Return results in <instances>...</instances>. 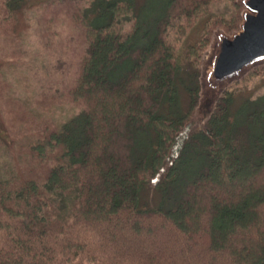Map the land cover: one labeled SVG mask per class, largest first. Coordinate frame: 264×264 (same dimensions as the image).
<instances>
[{
  "label": "trees",
  "instance_id": "obj_1",
  "mask_svg": "<svg viewBox=\"0 0 264 264\" xmlns=\"http://www.w3.org/2000/svg\"><path fill=\"white\" fill-rule=\"evenodd\" d=\"M79 1L61 101L0 110V264H264V93L226 89L194 122L204 52L243 6L228 19L211 0ZM47 2L0 0V38L19 49ZM194 19L196 36L170 37ZM18 56L0 57V77ZM240 176L252 183L226 187ZM158 229L172 238L141 243Z\"/></svg>",
  "mask_w": 264,
  "mask_h": 264
},
{
  "label": "rangeland",
  "instance_id": "obj_2",
  "mask_svg": "<svg viewBox=\"0 0 264 264\" xmlns=\"http://www.w3.org/2000/svg\"><path fill=\"white\" fill-rule=\"evenodd\" d=\"M48 1L49 2L44 3L28 17L30 27L27 28L26 42H24L19 49L12 45L11 41L5 42L4 38H0V57L5 55V52H9L10 55H12L13 52H17L19 55L16 63L18 71L10 74L9 79L0 77L2 84L0 88V110L5 112V115H8V113L4 110L6 109L4 104L8 103V101L14 103V106L9 108L12 111L15 108L19 109V105H22V103L24 108H22L21 111H27L25 109L28 107V103L31 106H37L38 101L42 102L40 105L48 104L49 102L45 103V101H52L54 97L61 101L62 96L56 93H59L62 89L60 91L57 89H59L60 83L64 79L68 80V78H70L74 69L73 61H77L78 58L80 27L77 25H70L67 23L66 18H68V14L72 9L81 7L84 2L82 3L79 0ZM237 3H239L237 0H211L208 5V12L206 13H209L211 18L213 16H223L229 19ZM197 21V19H194L189 23L184 22L182 26L184 29L183 32L177 31V29H179V22H177V26L170 29V37L173 38L175 32H179L182 36L186 37V40L192 39L196 36L195 31L197 27H194V25L197 24ZM216 28L224 29L222 26H217ZM22 37L25 38L24 34H22ZM176 43H181V39L179 41L176 40ZM208 48L204 54L207 52ZM40 52L44 59L41 57L40 60H36ZM57 67H59V69H57ZM256 69H258L256 75H249L250 72L243 78L232 82L227 87V89L235 90L236 93H238L237 99L242 100L243 95L239 94L243 92H250L252 98L264 93V71H261V69H264V65L258 66ZM21 75H27L30 78L32 85H34L33 89L27 86V84L25 85L23 80L16 78ZM8 81L13 83L12 88L6 86ZM35 90L45 95L41 94V96L32 97ZM7 92L12 97H18V99L15 100L16 102L9 100L11 97L8 98ZM25 96H28L27 102L22 98ZM194 117L196 119L195 114ZM0 126L2 128L4 127L1 117ZM231 181V183L227 182V188L231 186L234 187L239 182L242 185L252 183V179H243L241 176ZM147 224L148 222H145V225ZM164 231L166 230L158 229L154 235L146 240H142L141 243L155 242L156 245H160L163 243L162 241L171 239L173 235H171L170 232L164 233ZM124 233L132 234V230L126 229Z\"/></svg>",
  "mask_w": 264,
  "mask_h": 264
},
{
  "label": "water",
  "instance_id": "obj_3",
  "mask_svg": "<svg viewBox=\"0 0 264 264\" xmlns=\"http://www.w3.org/2000/svg\"><path fill=\"white\" fill-rule=\"evenodd\" d=\"M237 1L243 6L239 28L230 33L216 28L203 56L196 125L210 118L217 101L232 82L264 65V0Z\"/></svg>",
  "mask_w": 264,
  "mask_h": 264
}]
</instances>
